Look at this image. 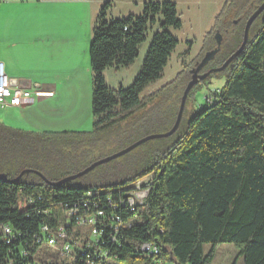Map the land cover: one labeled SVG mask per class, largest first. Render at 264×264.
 <instances>
[{
  "label": "trees",
  "instance_id": "trees-1",
  "mask_svg": "<svg viewBox=\"0 0 264 264\" xmlns=\"http://www.w3.org/2000/svg\"><path fill=\"white\" fill-rule=\"evenodd\" d=\"M263 4L264 0H227L207 36L205 53L216 48L217 32L223 36L222 49L204 72L222 67L238 51L247 22ZM110 9V2L101 9L89 48L92 131L28 132L0 123V174L9 180L25 170L41 175L26 174L17 183L0 181V224L29 226L25 219L32 210L27 204L29 197L42 195L55 203L74 204L88 192H99L102 200H116L130 192L136 182L154 175L149 196L137 213L120 211L125 222L134 220V226L125 233L127 243L118 252L119 261L152 264L153 259L144 256L140 248L155 243L162 249L158 258L162 264H212L217 249L229 244L238 249L243 264H264V12L252 24L244 51L221 72L227 82L214 101L207 102L208 107L193 108V94L201 88L200 82L189 93L181 124L173 136L144 143L124 156L137 154L127 162L130 179L125 187L108 193L83 186L81 181L92 172L59 188L44 181L60 182L112 156L108 153L101 157L100 153L117 137L118 125L150 104L169 102L167 111L157 120L165 133L176 123L191 74L183 72L170 84L141 98L150 84L161 79L178 46L168 32L182 28L176 5L151 1L144 4L142 16L124 19L111 18ZM159 22L161 30L153 36L133 85L128 89L109 88L106 70L133 65L148 28ZM190 103L192 111L186 118ZM89 155L92 160L85 166L62 175L39 164ZM47 205L46 201L38 207Z\"/></svg>",
  "mask_w": 264,
  "mask_h": 264
},
{
  "label": "rangeland",
  "instance_id": "rangeland-1",
  "mask_svg": "<svg viewBox=\"0 0 264 264\" xmlns=\"http://www.w3.org/2000/svg\"><path fill=\"white\" fill-rule=\"evenodd\" d=\"M115 9L110 12V17L113 19H124L133 15L140 17L143 14L144 4L148 2H171L176 5L178 17L182 22L180 30L168 29L178 41V46L171 55L167 66L164 69L161 79L150 84L145 91L141 94V98L149 96L152 93L165 87L167 84L173 82L178 75L183 72L189 73L194 66L200 62L201 56H204L205 47L207 43V36L215 27L217 17L223 11L227 0H115ZM52 14L46 16L47 30H52L53 34H57L58 23L57 20L67 21L64 17H58ZM162 21L161 17H158ZM51 26V27H50ZM161 23L148 28L146 41L139 47V56L134 64L128 68L107 69L104 73L106 85L113 89L119 90L120 88L128 89L131 87L141 71L143 62L146 58L147 52L151 46L153 36L161 30ZM187 56V58H186ZM22 60V64H16V61ZM41 59L36 56H28L27 53L23 54V58L17 59L16 56L12 57L13 65L20 67L23 71L37 72L40 68L39 61ZM210 66L216 67V64ZM43 77V74L40 75ZM227 82L226 76L221 73H215L210 78L201 82V88L196 90L193 94V108L208 107L206 97L214 94L216 91L223 89ZM92 100L91 96L88 99L78 101L73 100L72 104L66 107V113L61 111H52L48 106L39 107L31 111L20 110H0V123L15 129H28L33 131L35 128L31 124V120H37L41 130L40 132L50 133H64V132H91L94 123V116L92 113ZM78 101V102H77ZM188 105L185 117L188 118L192 107ZM169 102H160L150 104L147 108L139 111L137 114L129 118L124 123L117 127V137L106 144L100 151L101 157L106 156L108 153L117 154L121 150L134 145L140 140L165 134V128L157 125V120L160 116L167 111ZM25 109V108H24ZM64 113V114H63ZM168 138H166L167 140ZM160 140V139H158ZM157 140V141H158ZM155 140H152L154 142ZM170 140H168L169 142ZM151 142V141H150ZM122 150V151H123ZM135 155H137L135 153ZM135 155L129 157H120L112 164H104L99 166L89 177L82 180L83 186L92 187L93 190H102L104 192H114L117 189H122L126 186V181L130 179L127 174V162ZM92 160L89 155L86 158L79 159H59L50 162L39 161V164L54 169L59 175L65 172H74L85 166ZM111 163V162H110ZM117 185V187L115 186ZM130 185V184H129ZM127 185V186H129ZM210 247H206V252ZM144 264V260L135 262L116 261V264ZM165 264H175L173 262H165ZM212 264H243L242 257L239 256V251L234 245H221L216 252V257Z\"/></svg>",
  "mask_w": 264,
  "mask_h": 264
},
{
  "label": "built area",
  "instance_id": "built-area-1",
  "mask_svg": "<svg viewBox=\"0 0 264 264\" xmlns=\"http://www.w3.org/2000/svg\"><path fill=\"white\" fill-rule=\"evenodd\" d=\"M216 94L219 91L206 97V102L214 101ZM53 97L55 91L40 85L22 88L0 62L1 110L25 108ZM153 178L144 177L116 200H102L99 192H88L74 204L55 203L42 195L29 197L32 210L25 216L29 226L0 224V264H116L119 250L127 243L125 233L134 226V220L125 222L120 211L136 214L149 196ZM46 201V208L38 207ZM140 252L153 259L152 264H162L158 260L162 249L157 244L146 243Z\"/></svg>",
  "mask_w": 264,
  "mask_h": 264
},
{
  "label": "crops",
  "instance_id": "crops-1",
  "mask_svg": "<svg viewBox=\"0 0 264 264\" xmlns=\"http://www.w3.org/2000/svg\"><path fill=\"white\" fill-rule=\"evenodd\" d=\"M107 2L111 3L110 14L115 9V0H0V62L5 64L7 75L24 89L40 85L55 91V97L40 100L21 111L48 106L61 114V111L66 113V107L74 99L82 101L90 96L92 99L89 48L97 17ZM52 14L68 19L55 22L58 23L56 35L46 27V16ZM25 53L41 59L38 73L23 71L10 61L13 56L23 58ZM22 62L18 60L16 64ZM34 123L39 122L31 120L30 125L35 128L32 132H40L39 124Z\"/></svg>",
  "mask_w": 264,
  "mask_h": 264
},
{
  "label": "water",
  "instance_id": "water-1",
  "mask_svg": "<svg viewBox=\"0 0 264 264\" xmlns=\"http://www.w3.org/2000/svg\"><path fill=\"white\" fill-rule=\"evenodd\" d=\"M263 12H264V4L257 9V11L253 14V16L247 22L246 27H245V32H244L243 43L240 46V48L238 49V51L233 56H231L222 67L210 70L209 72H207L204 75L200 76L199 73L202 70H204L216 58L217 54L222 49L223 36H222V34L220 32L216 33V35H215L216 48L214 50L210 51V52H207L205 54L204 58L199 63H197L195 65V67L190 71V74L192 75V79H191V82L188 84L186 90L184 91L176 123H175L174 127L172 128V130L170 132L165 133L163 135H155V136H150V137L144 138V139L140 140L139 142L135 143L134 145L128 147L127 149H125V150H123V151H121V152H119L117 154H114L112 156H109V157H107L105 159H102L100 161H97L94 164H92L89 168L85 169L84 171H82V172H80V173H78L76 175L67 177V178L61 180L60 182L51 183V182L47 181L46 179H44L46 184H48L49 186L54 187V188L62 187L64 185L68 184V183L74 182V181H76V180H78V179L90 174L91 172H93L96 168H98L101 165L108 164V163H110V162H112V161H114V160H116V159H118L120 157H123V156L127 155L128 153L132 152L133 150H135L139 146L143 145L144 143L150 142L152 140L166 139V138H169V137L173 136L176 133V131L178 130L180 124H181L183 113H184V110H185L186 101L188 99L189 93L200 82H203L206 79H208L211 74L223 72L244 51V49H245V47H246V45L248 43V35H249L250 28H251L252 24L255 22V20ZM237 23H238L237 21L234 22L235 25H237ZM30 173H35V174L40 175L39 173H37L35 171L25 170L15 180H9L6 175L0 174V181H3V182L10 181L11 183H17V182H19L22 179V177L24 175H26V174L28 175Z\"/></svg>",
  "mask_w": 264,
  "mask_h": 264
},
{
  "label": "flooded vegetation",
  "instance_id": "flooded-vegetation-1",
  "mask_svg": "<svg viewBox=\"0 0 264 264\" xmlns=\"http://www.w3.org/2000/svg\"><path fill=\"white\" fill-rule=\"evenodd\" d=\"M238 24V23H237ZM195 67V66H194ZM205 73H207V72H204V70H202L200 73H199V75L200 76H202V75H204ZM191 77H192V75H191Z\"/></svg>",
  "mask_w": 264,
  "mask_h": 264
}]
</instances>
